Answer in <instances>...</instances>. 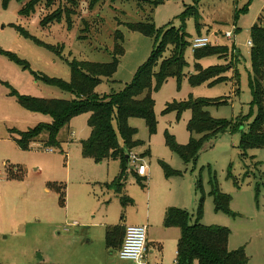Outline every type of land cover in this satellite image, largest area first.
I'll list each match as a JSON object with an SVG mask.
<instances>
[{
	"label": "rangeland",
	"instance_id": "rangeland-1",
	"mask_svg": "<svg viewBox=\"0 0 264 264\" xmlns=\"http://www.w3.org/2000/svg\"><path fill=\"white\" fill-rule=\"evenodd\" d=\"M153 1L100 0L91 7L90 0H54L50 8L41 3L25 18L19 14V1L0 0V264H88L94 255L101 254L103 260L111 259V264H134L119 260L114 247L107 249L96 240L87 243L81 225L65 226L74 220L79 224L89 222L75 215L81 209L79 205L95 208L96 221L120 225L144 221L149 225V234H162L167 227L156 228L158 204L163 202L166 209L173 206L187 210L193 222L202 196L200 222L228 228V249L242 248L247 264H264V148L248 149L244 154L239 146L241 131L247 130L257 111L249 87L247 41L263 11L264 0H164L152 5ZM59 6L75 12L70 19L63 14L60 20L41 25L40 18ZM186 7H195L197 17H183ZM147 21L156 28L172 24L183 29L188 42L205 36L210 46L227 47L228 55L197 57L187 45L181 78L168 77L157 88L153 82L155 130L150 132L142 118L128 120L136 129L134 140L140 143L125 150L127 170L120 193L106 187L119 173L120 161L96 162L83 153L82 141L90 135L87 113L72 117L59 129L55 135L57 146L45 143V132L27 149L17 145V131L49 123L50 118L19 105L9 88L48 99H68L71 95L36 80L29 69L10 60L4 52L25 60L32 71L65 82L71 77L69 61L109 63L115 55L116 69L109 77L101 76L95 91L99 95L119 92L132 81L153 48L155 38L129 27ZM225 31L233 33L231 39L223 35ZM118 34L122 41H116ZM115 44L121 46L120 52ZM168 54L166 50L164 56ZM214 66L223 68L222 80L208 76L196 84L191 82V76ZM199 99H226L225 104L206 109L215 119L241 121V126L206 141L197 155L185 162L169 148L166 135L180 145L188 142L191 113L187 108L178 111L176 106ZM118 140L122 144L119 135ZM134 156L139 161L132 162ZM140 162L147 168L145 176L131 172ZM212 177L220 191L231 198L230 213L214 210L209 195ZM62 189L64 203L60 199ZM92 231L96 233V229ZM174 257L173 253L171 261Z\"/></svg>",
	"mask_w": 264,
	"mask_h": 264
},
{
	"label": "trees",
	"instance_id": "trees-1",
	"mask_svg": "<svg viewBox=\"0 0 264 264\" xmlns=\"http://www.w3.org/2000/svg\"><path fill=\"white\" fill-rule=\"evenodd\" d=\"M17 1L21 3L19 14L25 18L29 17L36 8H40L41 3H44L45 8H50L54 3V0ZM90 1L92 7L100 0ZM162 1L164 0H154L152 5ZM71 10L73 9L59 6L53 9L51 13L40 18V23L41 25H47L52 21L60 20L63 14L70 19L73 12H75H71ZM196 13L195 7H186L182 16L197 17ZM15 27L21 34L28 35L22 27ZM129 27L146 36L155 38V41L148 59L137 69L132 81L119 92L99 95L95 91L101 81V76L109 77L116 69L118 58L115 55L109 63L80 62L75 59L69 61L68 66L71 77L69 82H65L32 71L25 60L20 59L12 52H4L10 60H13L24 69H29L36 80L55 86L71 95L68 99H48L19 94L14 89L9 88V94L26 110L50 117L49 123L41 122L32 128H28V130L17 131L18 138L15 139L17 145L20 148L27 149L42 132H45L47 134V142L45 143L57 146L59 143L55 140V135L59 129L68 124L72 117L87 113L89 115L90 135L82 141L83 153L96 162L107 159L120 161L119 173L113 181L106 185L108 189H114L118 193L121 192V181L125 178L127 170L125 150L128 151L140 143L138 140H134L136 129L129 125L128 120L132 117L142 118L150 132L155 130L156 120L152 98L153 82H155V88H157L168 77L181 78L186 65L184 50L187 45L191 46V42L186 39L184 30L177 29L172 24H165L160 28H156L151 21H147L134 23ZM157 38L159 39L158 43L156 42ZM117 40L122 41L119 34L116 35ZM250 40L252 43L250 47L251 70L248 80L252 94V104L257 111L247 130L241 131L240 134L239 146L244 154L248 149L264 148V9L250 29ZM35 41L37 40L35 39ZM115 45L116 51L120 52L121 46L119 44ZM166 50H169V54L164 56ZM193 50L197 57L205 54L228 55V49L224 46H210L208 44ZM233 50H235L234 46ZM0 52L2 51L0 50ZM221 71H223L222 67H210L205 71H200L198 76H191L190 80L193 84H196L208 76L220 78ZM219 80H222V78ZM236 90L238 89L236 88ZM225 103L226 99H199L188 100L177 105L178 111L186 108L190 110L191 115L187 123L189 140L186 144L180 145L175 142L171 135L167 134L166 143L169 148L176 152L182 160L189 162L197 155L200 147L206 141L220 133L235 131L236 128H240L241 121L232 123L226 119H215L210 116L209 111L206 109L209 106ZM118 135L122 139V144L119 143ZM131 172L137 176L134 171ZM209 183L211 186L209 195L213 198L214 210L230 213L231 198L220 191L215 177H212ZM60 195V199L64 203L65 191L63 189ZM203 200L204 197L202 196L198 202L193 222H190V213L187 210L169 207L165 211L164 226L178 227L180 230L174 264H193L194 262H197V264H247L248 257L242 248L228 249V228L217 225L207 226L200 222ZM117 233H119L122 243L124 228L120 229L117 225L108 228L106 231L108 245L112 244V239L114 240Z\"/></svg>",
	"mask_w": 264,
	"mask_h": 264
},
{
	"label": "crops",
	"instance_id": "crops-1",
	"mask_svg": "<svg viewBox=\"0 0 264 264\" xmlns=\"http://www.w3.org/2000/svg\"><path fill=\"white\" fill-rule=\"evenodd\" d=\"M262 12L263 11H261V14H262ZM258 17H257V19H258ZM249 47H251V46H249ZM31 113H34V112H31ZM34 114H40V113H34ZM45 121H48V120L45 119ZM33 143H35V142H32L30 145L32 146ZM133 171L135 172V169ZM84 204L85 203H81L79 205V207L81 209L79 211H77L75 213V215H77L78 217H81V218H83V217L87 218L89 220V222H85V223L83 222L82 224H79L77 221L74 220V221L66 223L65 226L77 227V226L81 225V227L83 228V229H81V232H84L83 234L85 235L84 237L87 238L85 240L87 243H92L93 241L96 240V242H101V244H104L107 249H111L112 247H114L116 249V253H117V257H118V250H119L120 244H121V237L119 236V233L115 234L114 240L112 239V244L108 245L106 242V231L108 230V228H110L112 226L117 225L120 227V229H123L127 225L113 224L114 222L105 223L102 221L101 222L96 221L95 220L96 219L95 212H98V211H96L95 208H89V206L84 205ZM147 209H149L148 203H147ZM165 211H166V204L161 202L160 204L157 205V212L155 214L156 216L154 217L156 219V221L158 222V224L156 226L157 230L162 229L161 226L164 225L163 221H164ZM92 213L94 215H93L92 219H90L89 215ZM146 215H147V217L145 218V221L148 223L149 211L146 212ZM84 225H87V226H84ZM128 225H144L147 227V252L145 255V259H144L145 264H148V261L149 262L152 261V263H155V264H174L175 263L176 258L174 257V259L171 261V257H172L173 253L176 255V251H177V243H178V239L180 236V230L178 227H167L165 229L163 228L162 234H161V231L156 232L154 234H151V233L149 234V232H148L149 225L145 224L144 221H137L133 224L131 223ZM92 228L96 229V233H93ZM65 229H66V227H65ZM149 242L151 243L150 247L148 246ZM167 247H168V250H167ZM102 256H103V254H101V257L94 255V257L91 259V261L88 262V264H111L110 262H108L111 259H108V260L104 259L103 260ZM118 259L121 260L119 257H118ZM122 261L134 263L132 261H126V260H122ZM57 264H59V263H57ZM134 264H136V263H134Z\"/></svg>",
	"mask_w": 264,
	"mask_h": 264
},
{
	"label": "built area",
	"instance_id": "built-area-1",
	"mask_svg": "<svg viewBox=\"0 0 264 264\" xmlns=\"http://www.w3.org/2000/svg\"><path fill=\"white\" fill-rule=\"evenodd\" d=\"M234 29V28H233ZM226 38L231 39L233 33L225 31L223 34ZM209 44V39L205 36H197L191 41V48L197 49ZM247 45L251 46V40L247 41ZM132 162L139 161L135 156ZM135 172L140 176H145L147 172L146 166L142 162L138 163ZM147 252V227L144 225H127L124 228L123 240L118 250V257L121 260L132 261L136 264H145V255ZM57 264V263H43Z\"/></svg>",
	"mask_w": 264,
	"mask_h": 264
},
{
	"label": "water",
	"instance_id": "water-1",
	"mask_svg": "<svg viewBox=\"0 0 264 264\" xmlns=\"http://www.w3.org/2000/svg\"><path fill=\"white\" fill-rule=\"evenodd\" d=\"M126 158H127V155H126Z\"/></svg>",
	"mask_w": 264,
	"mask_h": 264
}]
</instances>
